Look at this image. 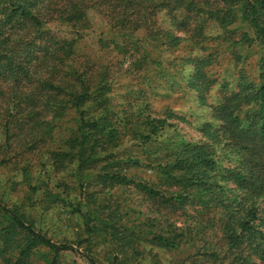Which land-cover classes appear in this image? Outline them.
<instances>
[{"label":"trees","instance_id":"obj_1","mask_svg":"<svg viewBox=\"0 0 264 264\" xmlns=\"http://www.w3.org/2000/svg\"><path fill=\"white\" fill-rule=\"evenodd\" d=\"M91 12L106 25L95 55L78 49ZM236 24L257 73L221 79L208 103L207 42ZM175 86L210 107L203 140L152 109ZM0 169L23 193L0 198V264H64L83 246L84 264H264V0H0ZM54 205L71 240L30 211Z\"/></svg>","mask_w":264,"mask_h":264},{"label":"rangeland","instance_id":"obj_2","mask_svg":"<svg viewBox=\"0 0 264 264\" xmlns=\"http://www.w3.org/2000/svg\"><path fill=\"white\" fill-rule=\"evenodd\" d=\"M90 19L92 22V28L86 32L83 39L80 40L78 49L80 52H87L92 55H95V51L97 50L96 41L99 37V33L104 31L106 28L105 22L100 15L95 12H91ZM232 29V35L228 33H224L222 31L220 33V37L215 40H209L207 42V50L212 51L216 54V57L212 65L210 66V70L213 73V76L218 79V82L212 86L211 90L207 95L208 103H215L219 100L220 95V85L218 84L221 79L228 80L230 83L237 79L238 73L240 71L245 72L250 78L255 77L257 73L258 67V58L261 53L260 47L257 45L247 46L246 44L236 43L235 41L238 39L239 31L243 29L241 24H236L230 27ZM53 30L59 32L60 34L67 33V28L60 24L53 25ZM188 42H182L179 46L180 52L189 53V50L186 49V45ZM193 53H196L194 51ZM99 55L98 53H96ZM103 55V54H101ZM106 55V54H105ZM182 55V54H181ZM240 55V56H238ZM185 70H188L190 65L184 64ZM150 72V71H149ZM148 72V74H149ZM124 85H132L136 84V80L128 81ZM183 83V82H179ZM183 87V84H182ZM122 91V86H117V98L119 99V95ZM168 92V93H166ZM164 97H158L156 99H151L152 109L160 113L163 108L170 107L176 112H182L186 115V121H177L176 130L172 128L173 133H178L184 136L189 140H203L204 137L202 133L198 130V124L210 119L211 112L210 107L208 105L200 104L195 97V94L190 92H183V88H179L175 86L174 90H170L169 87L164 88L162 90V94ZM170 133V132H168ZM166 134V131H165ZM7 172L5 170L0 169V198L5 203H19L22 201L23 193L19 189L18 186H13L14 188H10V185L6 183ZM123 189H120L118 192L122 193ZM127 194L131 193L129 190ZM124 191V192H125ZM116 192H114V197ZM126 196V195H125ZM133 201L134 197L131 196ZM123 198V195L122 197ZM67 210L66 207H61L58 205L52 206L49 210L45 211L40 208L32 207L30 211L32 212L34 218L37 221V224L43 230H47L48 235L51 236L55 240L62 239L63 237H67L68 239H72V231L68 229L66 225L64 213H60L61 211ZM39 221V222H38ZM77 247L76 245H73ZM97 255L102 254V248L97 247L94 248ZM190 251V250H189ZM189 251H181L179 254L175 253H160L161 257L166 260H174L183 259L182 257H187ZM85 252V248L80 247L75 250H67L61 253V261L64 264H84V259L80 257V254Z\"/></svg>","mask_w":264,"mask_h":264}]
</instances>
